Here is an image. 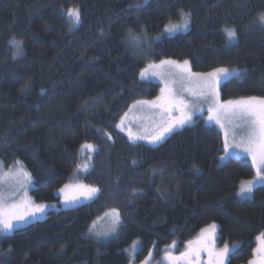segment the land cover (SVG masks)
Listing matches in <instances>:
<instances>
[{"label":"trees","instance_id":"16d2710c","mask_svg":"<svg viewBox=\"0 0 264 264\" xmlns=\"http://www.w3.org/2000/svg\"><path fill=\"white\" fill-rule=\"evenodd\" d=\"M137 2L0 0V162H21L37 204H60L57 191L75 181L100 189L85 204L0 234V264H129L137 240L138 260H158L173 243L183 252L212 223L222 245H238L230 264L253 259L264 233V186L237 199L255 170L244 159L221 161L217 127L195 122L150 146L117 125L138 100L159 95L160 85L139 75L150 61L187 60L195 73L238 69L239 78L221 83L222 100L264 97V24L257 22L264 0H148L139 11ZM73 7L82 24L70 31L62 12ZM182 11L191 14L189 31L156 42L165 26L181 23ZM225 28L236 30L235 41ZM130 32L141 37L139 48ZM13 40L23 48L17 58ZM84 144L98 151L82 174ZM113 209L117 236L89 239L88 229Z\"/></svg>","mask_w":264,"mask_h":264},{"label":"snow or ice","instance_id":"6c2138e0","mask_svg":"<svg viewBox=\"0 0 264 264\" xmlns=\"http://www.w3.org/2000/svg\"><path fill=\"white\" fill-rule=\"evenodd\" d=\"M148 4V0H143V3L137 2L135 10L139 11ZM69 18L70 27L69 30L79 28L82 24V14L79 7L68 8L62 12ZM181 23L169 24L165 26L164 33L167 36H174L178 33L187 32L189 30V22L191 19L190 13L181 12ZM257 22L264 24V13H260L257 17ZM224 33L229 42L237 39V32L234 28H225ZM103 35V32L101 33ZM129 42L136 48L140 47L141 37L129 33ZM157 39H160L157 37ZM16 48L14 58H17L23 54V48L19 41H10ZM169 65L174 68H179V72L168 71L160 75L161 90L154 100H138L137 105L143 108L156 109L160 116V121L157 124V131L147 136H133L129 132V138L134 142L136 140H147L150 144L161 143L168 134L174 130L183 128L185 125H191L194 123V117L207 115V121L209 123H215L220 126L221 129L225 128L224 121H227L232 125V142L229 143V133L224 131V143L223 150L226 155L230 156L234 154L238 149L247 153L252 160V164L255 167V176L253 179L246 182H242L239 188L238 195L241 198L251 197L254 189L257 186H264V97H247L241 98L237 101L227 100L220 102L218 97V88L221 82L227 80L233 76L239 78L242 75L241 70L233 69H217L211 73H193L187 60L183 61V65L178 64L175 61L162 60L159 66ZM157 65L149 64L140 72V78L142 80L147 79L145 75L148 73L149 68L159 67ZM152 75H157L155 72ZM190 76L199 78V83L202 89H206L200 93V97H204L203 101L198 97L197 100L188 101L181 93L190 91L185 87L186 82ZM41 89V93H43ZM196 95V94H193ZM204 103H210L212 106L205 108ZM191 105V106H190ZM136 105H133L135 107ZM123 121L117 127H122ZM82 151L91 150L97 152L91 144H84L81 146ZM225 157H221L224 159ZM21 165L20 161L15 162ZM135 163V162H133ZM3 162H0V234L13 233L26 227L27 224L33 220H39L45 215V210L49 207H55L54 205L34 204L27 198L16 202L12 200L13 196L19 198L24 193H17L15 190H7L4 187L5 176L8 173L3 172ZM20 176L22 179L17 180V186L24 188L25 184H31V174L23 170V166L17 169V173L13 176ZM82 190L81 194L91 200L97 196L100 192L98 187L91 185H77ZM68 185L61 188L60 192H65ZM78 202V197L65 196L64 204L66 207H74ZM23 207V212L19 209ZM115 213V219L111 228L106 229L104 232L95 231V224L88 229V233L91 236H108L114 234L117 226L119 225V213L113 209ZM219 231L218 226L215 223L208 225L201 229L198 237L195 241L189 240L187 242V248L177 256H169L171 264H193V259L199 260L201 253H207L208 264H230V254L232 248H236L233 245L229 247L227 243H224L222 248L217 249L215 246L218 239L216 233ZM257 247L253 249V256L259 253L264 258V233H260L256 237ZM175 243L170 247L175 248ZM249 264H256L255 259L249 262Z\"/></svg>","mask_w":264,"mask_h":264},{"label":"rangeland","instance_id":"374dc122","mask_svg":"<svg viewBox=\"0 0 264 264\" xmlns=\"http://www.w3.org/2000/svg\"><path fill=\"white\" fill-rule=\"evenodd\" d=\"M189 29H190V25H189ZM185 33L186 32H183L182 34H185ZM158 37L160 39H162L163 37H170V36H167L163 32V34H161ZM160 39H158L156 42H158ZM169 61H175L178 64L183 65V62H179V61H176V60H170L169 59ZM149 64L159 66L160 65V61L159 62L150 61L148 63V65ZM189 66L191 68V64L190 63H189ZM228 70L231 71L233 69H228ZM168 71L179 72V68H174V67H171L169 65H163V66H159V67H155V68H149L148 73L145 74L148 78L143 80V81L156 83V84L160 85V90H161L162 84H161V80H160V75L162 73H167ZM191 71L193 73H195L192 70V68H191ZM214 71H216V70H214ZM214 71H211V72H214ZM153 72H155L157 75H152ZM211 72H207V73H211ZM231 78H229V79H231ZM229 79H227V80H229ZM227 80H224L223 82H225ZM223 82H221V83H223ZM221 83H220V85H221ZM220 85H219V88H218V97H217V99L220 102H223L222 97H221V92H220ZM185 87L190 90V91H185V92L181 93V95L186 100L194 101V100H197V98L199 97L200 100L203 101L204 97H200V93L204 92L206 94L207 90L206 89H202V87L200 86V83H199V78H197L195 76H190L188 78V81L185 84ZM160 94L161 93L159 92V95ZM193 94H196V95H193ZM235 101H237V100H235ZM134 105H136V106L135 107L132 106L129 109V111L125 114V116L122 118L121 121H123V126L122 127H118V130L121 133L125 134L128 138H129V132H131L133 134V136L139 135V136L150 137L151 135H153L157 131V124L160 121V116L158 115V111L159 110L143 108V107H141L140 105H137V104H134ZM203 106L205 108H207V107H210L212 105L210 103H204ZM195 122H202L205 125L217 127L221 131V133L223 135V140H224V131H228V133H229V143L232 142L233 127L227 121H224V123H225V128L224 129H221L220 126L218 124H215L214 122L213 123H209L207 121V115L194 117V123ZM194 123H192V124H194ZM120 124H121V122H120ZM187 126H190V125H185L183 128H185ZM183 128H179L177 130H174L173 132L180 131ZM170 134H168L166 136V138ZM130 141L134 142L132 139H130ZM135 142H144V143H146L147 145H150V146H157V145L162 143L161 142L159 144H150V143H148L147 140H136ZM95 154H96V152H93L91 150H86V151H82L81 152L82 161H81V166L79 168V171L82 174H84L85 172H88L90 170V168L92 167V165H93L92 161H93V158H94ZM221 157H225L224 159H221L222 162H226L229 159H244V160H247L248 162H250L251 165L253 166L251 157L247 153H245V152H243L242 150H239V149L234 154H232L230 156L226 155L224 150H223V155ZM21 165L15 164V165H13V166H11L9 168H6L3 165V169H2L3 172L4 173H8V175L5 176L4 187H5L6 191L7 190H15L17 193H24L25 194V195H20L19 198L17 196H13L12 197L13 201L20 202V200H23V199L27 198L32 203L37 204L32 199L31 194H30L31 191L34 188L33 187V179H32V177H31V184H25L24 188H19L17 186V180L18 179H22V177H20L18 175L16 177H14L13 174L17 173V169H19L21 167ZM253 168L255 170L254 166H253ZM23 170L28 172L27 169L24 166H23ZM80 172H79V174H80ZM246 181H248V180H246ZM246 181H244V182H246ZM67 185H68V188L65 190V192H60L59 190L57 191V196L60 197V204H45V205H54L55 207L47 208L45 210V215L44 216H42L39 220H33L31 223L27 224V226L30 225V224L36 223V222L44 221L51 212H58L60 210L71 209V208L77 207L79 205L85 204L88 201H90L89 199L85 198L81 194L82 190L77 187V185H85V184H80L78 181H75V182H72L71 184H67ZM258 187H261V186H257L256 188H258ZM238 193H239V191L236 193L237 199L243 201V200H247V199L252 198L254 191L252 193V196L251 197H247V198H241L238 195ZM65 196H68L69 198L78 197V202H77L76 206H74V207H66L65 204H64ZM23 210H24L23 207H21L19 209V211H21V212H23ZM115 218H116L115 217V213H113V211L107 212L106 214H104L103 217H101L95 223V231L104 232L106 229L111 228L112 223H113ZM119 221L121 223L120 215H119ZM120 223H119V225H120ZM119 225L117 226L116 231H115L114 234H109L106 237L105 236H100L99 238H97L96 236H91L88 233L87 237L89 239L97 241V242H109V241L113 240L117 236ZM218 229H219V226H218ZM10 234H12V233L2 234V235H10ZM216 235H217L218 239L216 240L215 246H216L217 249H219V248H222L224 246V244L222 245L219 242L218 231H217ZM196 238L193 239L192 241H195ZM175 245H176L175 248H171L170 246L165 248L163 254L161 255V257L158 260L152 254H150L149 256H146L142 260H138L137 257H138V254H139L140 250H141V242L139 240H137L127 250V254L130 256V263L129 264H170L171 262L169 261L168 257L177 255L178 250H179L178 244H175ZM233 245H236V244H233ZM233 245H229V247L232 248ZM236 246H237L236 248H232V252L230 254V257L238 249V245H236ZM256 247H257V242H256ZM186 248H187V245L185 246V250H186ZM206 254L207 253H201L199 260H203L204 256H206ZM253 259H255L256 264H264V258H262L261 254H259V253L255 256V258L253 257ZM193 260H195V259H193ZM195 261H198V260H195ZM207 262H208V258H207Z\"/></svg>","mask_w":264,"mask_h":264},{"label":"flooded vegetation","instance_id":"af4514ba","mask_svg":"<svg viewBox=\"0 0 264 264\" xmlns=\"http://www.w3.org/2000/svg\"><path fill=\"white\" fill-rule=\"evenodd\" d=\"M180 250H178V253H177V255H175V256H179L180 255ZM207 254H206V256H204V259L203 260H198V261H195V260H193V264H208V262H207ZM171 264V263H170Z\"/></svg>","mask_w":264,"mask_h":264},{"label":"water","instance_id":"95a60500","mask_svg":"<svg viewBox=\"0 0 264 264\" xmlns=\"http://www.w3.org/2000/svg\"><path fill=\"white\" fill-rule=\"evenodd\" d=\"M181 264H182V262H181Z\"/></svg>","mask_w":264,"mask_h":264}]
</instances>
